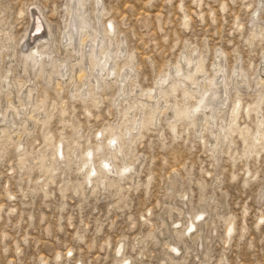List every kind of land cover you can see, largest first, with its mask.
Instances as JSON below:
<instances>
[{"label": "rangeland", "instance_id": "1", "mask_svg": "<svg viewBox=\"0 0 264 264\" xmlns=\"http://www.w3.org/2000/svg\"><path fill=\"white\" fill-rule=\"evenodd\" d=\"M101 1L99 11L97 0H86L88 15L96 30L101 29L98 12L104 28L114 23L111 41L126 43L121 67L128 63L135 71L134 84L127 86L134 89L137 84L142 92L132 95L131 102L145 104L141 111L146 128L127 157V163L139 158V179L115 180L108 182L106 190L76 195L74 186H83L85 177L72 165L63 198L65 167L55 176L50 168H42L37 161L39 149L61 140L72 149L77 141L83 155L88 147L100 144L95 139L98 132L109 126L126 131L133 121L124 124L125 108L114 102L121 88L113 80L109 87L96 88L103 104L95 108L90 99L83 102L72 96L71 83L59 91L48 80H34L17 68L36 7L44 23L48 21L53 28L57 60L73 62L70 51L59 50L72 0H0V43L7 48L0 61L2 74L10 61L6 55H14L16 89L31 86L37 91L35 127L27 135H13L15 143L23 140L26 145L29 156L25 159L33 162L31 172L22 171L20 152L5 142L1 145L5 151L0 157V264H122L124 258H130V264H163V260L168 264H264V123L258 125L264 122V0ZM221 54L229 85L228 107L220 116L225 120L224 131L219 128L221 122L215 128L195 127L184 119L199 110L202 89L189 100L181 90L174 99L167 89L168 107L159 123L152 122L156 107L143 96L147 91L156 92L157 84L183 65V56L192 61L191 67L201 64L206 72L202 77L194 73L193 79L206 77L204 84L210 85ZM194 56L200 62H194ZM238 69L241 77L235 75ZM87 74L82 81L90 79ZM170 81L164 86H171ZM81 82L76 95L83 93ZM23 94H19L21 99ZM14 96L13 106L20 108L17 92ZM235 101L242 104L238 114L232 113ZM174 105L175 112L182 114L177 135L168 124V110ZM41 110L48 116L45 120L50 119L47 130ZM132 114L138 116L140 109L134 107ZM75 127L82 128V139L74 136ZM256 133L260 141L255 144ZM105 134L104 146L110 133ZM120 144L127 152L128 147ZM96 162L98 166L99 157ZM115 164L119 170L123 159H115ZM43 180L48 183L46 192L40 188ZM172 183L180 185L179 192L171 191ZM201 209L208 212L201 222L204 225L185 235L189 220ZM231 220L236 232L226 242ZM173 229L180 231L178 254L169 247L176 242L168 234ZM121 245L122 257L116 252Z\"/></svg>", "mask_w": 264, "mask_h": 264}, {"label": "bare ground", "instance_id": "2", "mask_svg": "<svg viewBox=\"0 0 264 264\" xmlns=\"http://www.w3.org/2000/svg\"><path fill=\"white\" fill-rule=\"evenodd\" d=\"M72 3H74V6L70 9V17L61 37V46L59 50L65 48L67 52L70 51L72 54L70 58L73 59V62L68 63L66 60L63 62L57 60V46L54 45L55 37L53 28L48 21H45L44 23L42 19L44 16L40 18L38 15V11L41 12V10L39 7H36L34 12H32V15H30L33 18V27L31 32L27 35L28 38L25 41V47L22 49L21 54L22 62L21 64H18L17 68L22 72L31 75L34 80L37 78L48 80L50 83H53L59 91L64 89V85L71 83L70 93L73 91L72 96L79 97L83 102H87L86 100L90 99L95 108H99L100 105L103 104L99 99V96L95 94L96 88L109 87L107 86L109 81L113 80L116 84H119V87L121 88L119 96L114 99V102L125 108L124 124H129L130 119H132L133 126H130L126 131L122 132L121 130L113 129L110 126L105 128V131L98 132L95 139L100 141V144L97 143L95 147H88L83 155L82 145L77 141L72 149H70V146H68L63 140L58 141L52 147L44 150L42 148L39 149L40 155H38L37 161L44 166L42 168H50L51 173L55 176L63 167H65V183L61 188L64 199L66 198L65 192L67 190L69 173L72 165L77 168L76 171L78 172V175L85 177L83 186L81 183L74 186L73 192L76 195H86L88 190L92 192H96L99 189L100 191L104 189L106 190L108 182L114 183L115 180L122 182L128 179H131L132 181H134V179H139V173L136 172V163L139 158L136 159V161L127 163V157L131 154V150L135 143L138 142L140 137H142V130L146 128V121L144 118L145 113H143L144 110L141 111V109L145 107V104L135 100L131 102L132 95H140V93H142L140 86L137 84L136 86H132L134 89L127 86V84H134L135 79L133 75L135 74V71L128 65V63L121 67L120 61L127 53L126 43L123 42L121 45H116L111 41V37L116 33L115 25L110 21V23L106 24L104 28L100 21L101 12H98L97 15L101 29H95L94 22L88 15L86 0H72ZM96 3L97 9L101 11L102 1L97 0ZM1 23L4 24L6 22L1 21ZM95 23L97 24V22ZM7 41L9 43L12 41L9 35L7 36ZM4 50H7V48L0 43V61L3 52H5ZM6 58L10 61L4 67V74H2V69L0 67V157L1 152L4 150L1 148V145L5 142L8 146H13L16 151L20 152L19 160L23 166L22 171L31 172L33 162H30L29 158L25 159V157L29 156V154L25 153L26 145L23 140L15 143L13 135L16 137L27 135L35 127L37 91L31 86H27L20 91L16 89V82L12 79L14 72H16L14 69L16 57L7 54ZM222 58H224V54L219 55L218 63L215 65L216 76L211 81V84L208 85L204 84L206 83V81H204L206 77L198 81L193 79L194 73L198 74L200 77L206 75L202 65L199 64L197 67L193 68L191 67L193 65L192 61L187 59L186 56H183L182 63L185 67L183 65L175 67L167 78H163L161 82L157 84L156 92L149 90L143 95L148 96L156 107V113L152 118V122L156 124L159 123L161 114L166 111L168 107V103L165 100L167 89L172 92L174 99L176 98V93L181 90L186 100H189L195 91L202 89L204 90V96L200 103L199 110H195L194 115L193 113L187 114L184 116V119L190 120V125H194L195 127L207 125L215 128L219 125V122H221L219 128L220 131H224L225 128L222 126V123L225 120L224 118H220V116L228 107L229 85H227L225 81V66L223 65ZM129 60L132 62V58H129ZM193 61L200 62V58L194 56ZM87 73L90 74V79L82 81V78H85L88 75ZM235 73L237 77L243 75L242 71L239 69ZM174 77H177L178 79L171 82V78ZM169 81L171 82V86H164ZM79 82L83 85L81 89L83 93L76 95V88ZM31 83L32 82L29 84ZM33 83L35 84V81H33ZM15 92L18 94L20 108H15L13 106L15 103ZM23 92V99H21L19 94ZM5 102H7L8 105L3 107ZM241 105V102L237 103V101H235L232 113L238 114ZM136 106L140 109V114L138 116L132 114V111ZM175 108L176 105L168 110V114L171 115V120L168 124L171 130L177 135V122L180 121L179 116L182 114H177ZM87 112L93 117L90 110H87ZM39 115L44 120L43 123L47 130L50 119L48 118L45 120L48 116L44 110H41ZM263 123V120H260L258 125L261 127ZM82 131L81 127H75L74 136L77 139H82L83 136L80 134ZM107 132H109L110 135L104 146L102 141ZM258 136L259 134L256 133V138ZM222 137L225 138L226 134H223ZM262 137L264 139V133L262 134ZM121 141L128 147L127 152L122 150L123 144H120ZM259 141L260 139L257 138L255 144ZM105 147L108 148V152L105 151ZM98 157L99 163L97 166L96 159ZM119 158L123 159L124 166L118 170L117 165L115 164V159ZM42 183L43 184H41L40 188L46 192L48 183H46L45 180H43ZM179 186V184L172 183L170 189L172 192H179ZM185 197L189 198V194L186 193ZM207 214L208 212L206 209H201L192 216L185 228V235L190 236L194 231L198 230L199 226L204 225L201 222ZM262 221H264V217H262ZM174 224H177L178 226V224L181 225V222H174ZM235 232V223L231 220L228 223L225 232L226 242L232 240ZM179 233L180 231L178 229H173L168 232L170 236L175 237L176 242L172 243L169 247L174 250L176 254L179 253L178 248L180 240H176ZM199 238L200 241L203 239L202 236ZM123 251L124 246L121 245L116 250L117 255H121L122 257ZM70 254L72 255V253ZM173 255L175 254L173 253ZM120 263L130 264L131 259L124 258ZM163 264H168V261L163 260Z\"/></svg>", "mask_w": 264, "mask_h": 264}]
</instances>
